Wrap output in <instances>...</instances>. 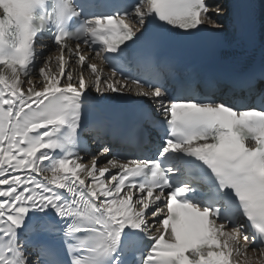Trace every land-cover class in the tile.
Listing matches in <instances>:
<instances>
[{
  "label": "snow or ice",
  "instance_id": "snow-or-ice-1",
  "mask_svg": "<svg viewBox=\"0 0 264 264\" xmlns=\"http://www.w3.org/2000/svg\"><path fill=\"white\" fill-rule=\"evenodd\" d=\"M212 13L207 0H0V264H264V106L169 95L151 64L148 90L117 70L149 24L218 28ZM42 33L58 55L34 71ZM129 81L160 114L145 113L155 153L92 151L80 132L93 93ZM37 229L61 231L68 259L42 247L33 261L22 233Z\"/></svg>",
  "mask_w": 264,
  "mask_h": 264
},
{
  "label": "bare ground",
  "instance_id": "bare-ground-1",
  "mask_svg": "<svg viewBox=\"0 0 264 264\" xmlns=\"http://www.w3.org/2000/svg\"><path fill=\"white\" fill-rule=\"evenodd\" d=\"M208 4L210 6L212 5H218L221 9V15L219 16H216L215 13H212V16H213V19L215 20L216 24L219 25L218 29L219 28H223L224 25H225V22L228 20V18L230 17V14H231V0H207ZM206 25H208L206 23ZM138 25H133V27H137ZM209 26V25H208ZM211 27V26H210ZM58 55V52L57 51H49V52H46L44 54H42L41 56L37 57V66L38 68L40 66H42L43 64V61L46 57L48 56H52V57H55ZM92 56H94V54H91ZM72 63H75V60L73 59L71 61ZM93 62H95L98 66L99 65V62H98V59H95ZM0 68H5V67H0ZM37 68V70H38ZM53 70H55L54 68V64H53ZM7 71V69H6ZM35 71V69H34ZM104 73H106L104 70H103ZM108 74V73H107ZM39 75L38 71H37V76ZM110 75V74H109ZM85 76L87 77L88 76V72H85ZM129 88L132 89V91H129L128 88L124 89V94L123 95H120V94H115V93H105L103 97H100L101 99H104V100H108L110 102H127L129 103L131 100L133 99H137L139 98L140 96H137L136 95V92H135V87L134 86H129ZM93 95L96 96L95 93H93ZM146 98V97H144ZM82 155V154H81ZM83 156V155H82ZM109 158V157H108ZM88 159H90V157H88ZM110 159V158H109ZM83 162H87V159ZM106 161H101V163H105ZM244 241L241 240V244H243ZM249 254L251 255V250H249Z\"/></svg>",
  "mask_w": 264,
  "mask_h": 264
}]
</instances>
